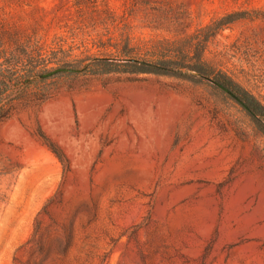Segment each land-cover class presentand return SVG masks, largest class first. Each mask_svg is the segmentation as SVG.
Segmentation results:
<instances>
[{
	"label": "rangeland",
	"instance_id": "rangeland-1",
	"mask_svg": "<svg viewBox=\"0 0 264 264\" xmlns=\"http://www.w3.org/2000/svg\"><path fill=\"white\" fill-rule=\"evenodd\" d=\"M238 11L201 72L251 111L188 71L8 82L0 264H264V0H0V55L63 49L46 70L77 65L118 54L93 43L101 32L176 39Z\"/></svg>",
	"mask_w": 264,
	"mask_h": 264
},
{
	"label": "trees",
	"instance_id": "trees-1",
	"mask_svg": "<svg viewBox=\"0 0 264 264\" xmlns=\"http://www.w3.org/2000/svg\"><path fill=\"white\" fill-rule=\"evenodd\" d=\"M244 12H231L210 24L199 27L192 33L186 34L181 38H139L130 33H121L118 36H112L101 32L94 39L93 43L98 47L111 48L116 50V57H126L135 59L133 61L102 60L88 63L87 59H77V65L64 64L46 70L50 63H60L63 58H70L72 54L61 49L60 55L54 53L55 57L45 55L41 49L32 48L28 50L24 47L18 54L4 53L0 55V97L8 90V82L14 80L23 71H32L35 68H43L44 72L56 68H68L71 71L63 72H90L94 67L101 68L99 72L124 71V72H153L184 76V72H201L203 64V53L207 42L216 35L225 26L244 17ZM108 29V27H106ZM135 53H143L152 57H158L156 61L145 59ZM57 54V55H56ZM64 60V59H63ZM83 62V66L78 67ZM43 72V73H44ZM96 73V72H95ZM202 73V72H201ZM26 79L22 83H26ZM48 146L56 153L64 166H67L68 159L60 147L47 137L40 133Z\"/></svg>",
	"mask_w": 264,
	"mask_h": 264
},
{
	"label": "water",
	"instance_id": "water-1",
	"mask_svg": "<svg viewBox=\"0 0 264 264\" xmlns=\"http://www.w3.org/2000/svg\"><path fill=\"white\" fill-rule=\"evenodd\" d=\"M102 60H119V61H129V60H131V61H133L135 59L126 58V57H116V56H98V57H92V58L88 59L87 62L91 63V62L102 61ZM71 70L72 69H68V68H56V69L51 70V71H47V72H44V73H40V74H37V75L30 76L28 78V80L32 79V78H35V77L47 78V77H50V76H52V75H54L56 73L63 72V71H71ZM192 73L197 75V76H199V77H201V78L209 80L210 82H212L213 84H215L216 86H218L219 88L224 90L226 93H228L229 95L234 97L242 105H244L242 100L235 93H233L226 85H224L222 82L218 81L217 79H215L213 77H210L209 75H207L205 73H201V72H198V71H192Z\"/></svg>",
	"mask_w": 264,
	"mask_h": 264
},
{
	"label": "flooded vegetation",
	"instance_id": "flooded-vegetation-1",
	"mask_svg": "<svg viewBox=\"0 0 264 264\" xmlns=\"http://www.w3.org/2000/svg\"><path fill=\"white\" fill-rule=\"evenodd\" d=\"M220 82H222V81H220ZM223 83V82H222ZM224 84V83H223ZM225 85V84H224ZM227 86V85H226ZM233 93H235L241 100H242V102L244 103V107L248 110V111H251V107H250V105L244 100V99H242L236 92H234L229 86H227ZM234 98V97H233Z\"/></svg>",
	"mask_w": 264,
	"mask_h": 264
}]
</instances>
